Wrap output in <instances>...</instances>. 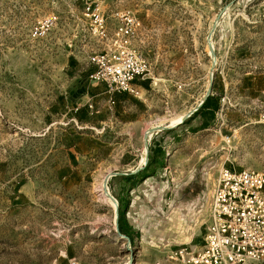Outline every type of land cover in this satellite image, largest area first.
<instances>
[{
    "label": "rangeland",
    "instance_id": "rangeland-1",
    "mask_svg": "<svg viewBox=\"0 0 264 264\" xmlns=\"http://www.w3.org/2000/svg\"><path fill=\"white\" fill-rule=\"evenodd\" d=\"M90 2L0 0V264H184L217 170L264 171V0H100L109 35L140 22L149 73L122 98L89 80ZM211 69L216 108L179 123Z\"/></svg>",
    "mask_w": 264,
    "mask_h": 264
},
{
    "label": "built area",
    "instance_id": "built-area-1",
    "mask_svg": "<svg viewBox=\"0 0 264 264\" xmlns=\"http://www.w3.org/2000/svg\"><path fill=\"white\" fill-rule=\"evenodd\" d=\"M99 1L87 3L86 12L91 34L106 45L86 57L93 69L89 80L106 86L111 96L134 94V83L149 73L148 63L133 47L140 22L130 13L116 15L109 35L107 19L93 9ZM109 102L114 105L111 98ZM205 218L201 247L180 249L174 257L184 264H264V171H238L222 165Z\"/></svg>",
    "mask_w": 264,
    "mask_h": 264
},
{
    "label": "water",
    "instance_id": "water-1",
    "mask_svg": "<svg viewBox=\"0 0 264 264\" xmlns=\"http://www.w3.org/2000/svg\"><path fill=\"white\" fill-rule=\"evenodd\" d=\"M224 10L225 9H223L220 13H219V17L221 16V15H223L224 14ZM219 17H218V20H219ZM217 24H218V22L216 21L214 24H213V26H212V28L210 29V31H209V33H208V40H207V43H208V47H209V53H210V56H211V60H212V68H214L215 67V61H214V59H215V55H214V49H213V47H212V44H211V39H212V36H213V33H214V30H215V28H216V26H217ZM210 72H211V74H210V82H209V85H208V89H207V92H206V95L203 97V99H202V101L200 102V104L197 106V107H195L192 111H190L186 116H185V118H184V120L182 121V122H184L185 120H187V119H189L195 112H197L199 109H200V107L202 106V104L207 100V98L208 97H211L212 95H211V87H212V78H213V69H211L210 70ZM172 128H174V127H172ZM166 130H170V128H167V127H160V128H155V129H153V130H151L150 132L151 133H157V132H161V131H166ZM148 134H145L144 135V144H145V150H146V153H145V164L147 163V160H148V140L149 139H147V136ZM118 175H120V174H109V175H107V177L104 179V190H105V192L107 193V195H108V198L113 202V204L116 206V209H115V217H116V219H115V227H116V230L118 231V211H117V205H116V202H115V200L113 199V197H111L109 194H108V192H107V188H106V184H107V182H108V179L110 178V177H115V176H118ZM119 232V231H118ZM118 237L121 239V238H123V236L120 234V233H118Z\"/></svg>",
    "mask_w": 264,
    "mask_h": 264
},
{
    "label": "trees",
    "instance_id": "trees-1",
    "mask_svg": "<svg viewBox=\"0 0 264 264\" xmlns=\"http://www.w3.org/2000/svg\"><path fill=\"white\" fill-rule=\"evenodd\" d=\"M213 96L208 97L207 100L202 104V106L200 107V109L195 112L190 118H194L195 116L199 115V113H201L203 110H211V109H215L216 107H213L212 101H213ZM186 121H184L182 124H185ZM150 158L148 157L147 163H146V168L150 166ZM133 180V178H132ZM118 223H119V219H118ZM118 231L121 235H123V231L122 228L120 227V225L118 224Z\"/></svg>",
    "mask_w": 264,
    "mask_h": 264
},
{
    "label": "bare ground",
    "instance_id": "bare-ground-1",
    "mask_svg": "<svg viewBox=\"0 0 264 264\" xmlns=\"http://www.w3.org/2000/svg\"><path fill=\"white\" fill-rule=\"evenodd\" d=\"M228 10V9H227ZM225 16V15H224ZM179 123H181L182 122V120H181V118H179L178 120H177ZM174 122V121H173ZM151 128V127H150ZM153 128V127H152ZM153 130V129H152ZM152 133H150V136L149 137H151L152 135H151ZM148 137V138H149ZM101 184V183H100ZM98 188H100L99 189V192H100V196L102 197V199H104V200H107V198H108V196L106 195V193L104 192V190L101 188V186L100 187H98ZM123 246V245H122Z\"/></svg>",
    "mask_w": 264,
    "mask_h": 264
},
{
    "label": "crops",
    "instance_id": "crops-1",
    "mask_svg": "<svg viewBox=\"0 0 264 264\" xmlns=\"http://www.w3.org/2000/svg\"><path fill=\"white\" fill-rule=\"evenodd\" d=\"M118 95V97H125V96H127L126 94H117ZM186 121V120H185ZM158 133V132H157ZM155 134V133H154ZM212 196H213V194H212ZM211 201H212V198H211V200H210V203H209V205L206 207V214H205V216L207 215V213H208V210H209V208H210V206H211ZM204 216V217H205Z\"/></svg>",
    "mask_w": 264,
    "mask_h": 264
}]
</instances>
